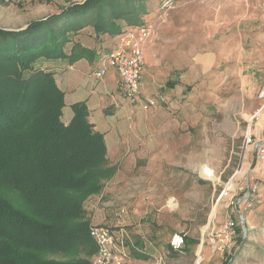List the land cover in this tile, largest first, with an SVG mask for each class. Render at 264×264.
Returning a JSON list of instances; mask_svg holds the SVG:
<instances>
[{"label": "rangeland", "instance_id": "1", "mask_svg": "<svg viewBox=\"0 0 264 264\" xmlns=\"http://www.w3.org/2000/svg\"><path fill=\"white\" fill-rule=\"evenodd\" d=\"M84 1L0 2V29H24L32 21L45 19L73 3ZM164 3V0L137 2L141 10L136 18L127 20L124 14H120L111 21H114L120 31L128 26L157 27L161 15L167 11ZM157 20L158 23H155ZM130 21L132 24H143L133 26ZM114 29L115 26H112L111 30ZM250 29V32L235 33L238 39L234 41V46L243 52L249 50L253 55L258 45L255 37L260 32L255 27ZM70 35L71 42L66 49L70 51L75 45H79L75 51L77 55L91 51L95 53L92 49L88 51L87 47L98 48L105 41L113 39L111 35L105 37L104 32L93 25ZM246 35H249V41H245ZM219 39L220 36L217 37ZM103 50L98 49V53ZM234 50L238 51L237 48ZM260 58L261 56L254 54L249 63L238 62L236 57L223 59L216 69L196 82L198 95L189 97L188 93L179 96L178 100L177 96L172 100L180 104L195 103L203 106L199 112L198 127L183 126L178 120L182 129L189 127L185 133H190V136L179 129L180 134H184L183 137H189L186 142L182 138L169 139L170 151L181 148L177 159L168 160V165L165 160H151L150 156L157 154L162 145L155 143L154 152L151 153V149H147L144 143L138 144L140 138H137L132 153L138 155L139 159H134L131 164L129 158L109 160L114 176L99 195L91 197L85 204L87 219L91 224H96L93 227H107L116 231L125 228L132 231L135 224L130 223L136 221L143 226L151 224L160 229L161 226L153 220L159 218L160 223L167 226V230L161 234L162 238L158 240V247L168 253L166 264H223L230 255L233 257L230 264H264V171L257 174L256 168L258 152L264 149V110L260 113L258 111L262 107L264 109V99L260 98L264 88V61L261 62ZM65 61L74 63H70L69 59L51 61L44 63V69H50L56 80L57 63ZM246 137L250 139V143L243 156ZM129 156L130 154L125 158ZM174 162H178V165ZM212 171L214 174L211 175ZM231 178L235 187L246 184L247 179H250L258 185L259 193L250 200H242V195L238 192L229 191L222 195L225 184ZM172 198L179 201V206H176L177 201L174 200L175 204L170 203V209L166 205ZM17 200L16 196L12 197L13 202ZM229 217L237 222L240 233L233 244L221 252L213 247L210 234L212 228H219ZM179 233L185 235L184 245L177 253L178 256H172L169 243ZM239 235L245 240L241 245L237 242ZM199 245V256H195L192 251Z\"/></svg>", "mask_w": 264, "mask_h": 264}, {"label": "trees", "instance_id": "2", "mask_svg": "<svg viewBox=\"0 0 264 264\" xmlns=\"http://www.w3.org/2000/svg\"><path fill=\"white\" fill-rule=\"evenodd\" d=\"M141 1L85 0L24 30L0 29V264H91L85 204L115 173L87 105L74 104L64 120V92L44 63L82 59L79 45L66 49L71 33L93 25L119 34L111 20L136 18Z\"/></svg>", "mask_w": 264, "mask_h": 264}, {"label": "crops", "instance_id": "3", "mask_svg": "<svg viewBox=\"0 0 264 264\" xmlns=\"http://www.w3.org/2000/svg\"><path fill=\"white\" fill-rule=\"evenodd\" d=\"M164 1H171L172 4L161 15L158 26L154 25L155 34L145 48V71L141 89L143 98L165 97L167 103L164 105L149 110H144L141 104L130 105L123 95L120 77L114 69H109L103 78L95 76L103 55L112 51L118 36L130 29L129 26L122 28L119 34L111 35L113 39L105 41L101 47H87L88 51H95L94 54L91 51L72 64L66 61L57 63L56 81L65 95L64 120L69 122L72 119L71 107L74 104L85 103L89 122L96 132L104 135L108 159L111 161L129 158L131 164L134 159H139L132 151L135 141L140 138L138 144L144 143L147 149H151V153L154 152V144L160 143V151L152 154L151 160H165L168 165V160L178 158L181 149L170 151L169 139L182 138L185 143L186 138H189L186 136H190L185 130L194 128L195 125L198 127L199 112L203 108L199 104H180L172 100L176 96L178 100L179 96L188 93L189 97L198 95L196 82L216 69L223 59L236 57L238 62L249 63L255 54L261 56V62L264 61V0ZM254 27L260 34L255 37L258 45L252 55L251 51L243 52L234 46V41L238 39L235 33L250 32V28ZM108 35L110 34H105V37ZM244 39L249 41V35ZM241 42L243 43L242 40ZM234 48L238 51L235 52ZM98 49L104 50L99 54ZM263 110L262 107L258 111L260 113ZM175 114L177 115L174 116ZM178 120L183 126L189 127L182 129ZM179 129L186 136L183 137L184 134H180ZM128 154L130 156L125 158ZM181 158H184L183 152ZM174 164L178 165V162ZM174 200L177 201L176 206H179V201L172 198L166 207L171 209L170 203L174 205ZM153 220L161 226L160 229L151 224L143 226L136 221L130 223L135 224V228L127 231V249L131 257L129 264H156L160 257L164 258L166 264L168 253L158 247V240L162 238L161 234L167 230V226L160 223L159 218ZM197 247L192 251L195 256H199L201 245ZM169 250L172 256H178V251L171 244Z\"/></svg>", "mask_w": 264, "mask_h": 264}, {"label": "built area", "instance_id": "4", "mask_svg": "<svg viewBox=\"0 0 264 264\" xmlns=\"http://www.w3.org/2000/svg\"><path fill=\"white\" fill-rule=\"evenodd\" d=\"M12 1L0 0L4 4ZM170 4H172L171 1H166L163 6L167 9ZM154 30V25H148L130 28L121 33L117 38L115 47L110 53L103 55L98 70L95 72L97 78H103L109 69H114L120 77V86L125 99L132 106L141 104L144 110L167 103L163 96L143 98L141 94L145 71L144 51L155 34ZM260 98L264 99V88L260 93ZM249 143L250 139L246 137L243 156L246 154ZM256 168L257 174L264 171V149L258 152ZM210 173L211 175L214 174L213 171ZM229 191L241 193L242 200H250L259 193V187L250 179H247L246 184L235 187L233 178H231L225 184L222 195ZM238 229L239 226L232 217H229L219 228H212L210 240L213 242V247L224 252L238 237ZM90 236L97 248L91 264H129L131 259L127 249L129 234L125 228L116 231L107 227H92ZM184 239V234L174 235L170 241L171 247L179 252L183 248ZM156 264H164V258H158Z\"/></svg>", "mask_w": 264, "mask_h": 264}, {"label": "water", "instance_id": "5", "mask_svg": "<svg viewBox=\"0 0 264 264\" xmlns=\"http://www.w3.org/2000/svg\"><path fill=\"white\" fill-rule=\"evenodd\" d=\"M28 26V25H27ZM27 26L24 28V29H26L27 28ZM24 29H20V30H24Z\"/></svg>", "mask_w": 264, "mask_h": 264}]
</instances>
